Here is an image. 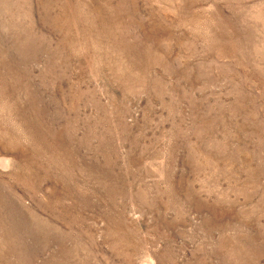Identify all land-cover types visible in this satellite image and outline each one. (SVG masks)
Masks as SVG:
<instances>
[{
    "label": "rangeland",
    "instance_id": "rangeland-1",
    "mask_svg": "<svg viewBox=\"0 0 264 264\" xmlns=\"http://www.w3.org/2000/svg\"><path fill=\"white\" fill-rule=\"evenodd\" d=\"M0 264H264V0H0Z\"/></svg>",
    "mask_w": 264,
    "mask_h": 264
}]
</instances>
